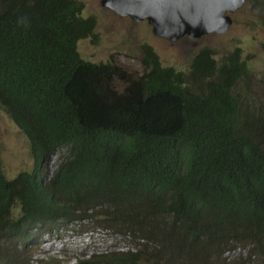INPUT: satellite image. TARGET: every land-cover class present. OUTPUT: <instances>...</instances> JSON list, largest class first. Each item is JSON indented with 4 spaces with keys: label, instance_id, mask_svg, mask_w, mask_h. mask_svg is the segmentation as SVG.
I'll use <instances>...</instances> for the list:
<instances>
[{
    "label": "trees",
    "instance_id": "16d2710c",
    "mask_svg": "<svg viewBox=\"0 0 264 264\" xmlns=\"http://www.w3.org/2000/svg\"><path fill=\"white\" fill-rule=\"evenodd\" d=\"M249 1L264 25V0ZM83 8L0 0V107L34 161L7 178L0 158V264H30L27 245L87 219L137 242L85 264H224L236 250L264 264V107L240 90V49L201 48L183 72L143 43L138 75L81 57L96 26Z\"/></svg>",
    "mask_w": 264,
    "mask_h": 264
},
{
    "label": "rangeland",
    "instance_id": "374dc122",
    "mask_svg": "<svg viewBox=\"0 0 264 264\" xmlns=\"http://www.w3.org/2000/svg\"><path fill=\"white\" fill-rule=\"evenodd\" d=\"M82 1V15L96 19L94 35L77 43L78 52L84 59L93 62L114 60L139 75L144 70L140 46L147 43L159 56L161 65L188 72L193 57L201 48H211L217 61L239 48L250 69L247 81L240 80V90L254 104L264 107V25L253 2L244 0L234 11L225 12L231 22L223 32L213 31L196 38L184 34L170 40L154 35L146 19L136 21L129 16L118 15L102 6L101 0ZM117 86L122 90L124 83L118 82ZM60 152L66 153V149H59L49 157L47 165L50 172L59 162ZM0 158L7 178H13L20 171H32L34 167L27 137L1 107ZM36 240L30 254L27 253L31 264H85L84 260L92 254L125 250L137 242L135 238L132 240L122 233L102 228L90 219L81 225L62 224ZM240 254L243 258L239 257ZM244 261L243 250L226 253L223 260L224 264H246Z\"/></svg>",
    "mask_w": 264,
    "mask_h": 264
},
{
    "label": "water",
    "instance_id": "95a60500",
    "mask_svg": "<svg viewBox=\"0 0 264 264\" xmlns=\"http://www.w3.org/2000/svg\"><path fill=\"white\" fill-rule=\"evenodd\" d=\"M244 0H101V5L136 21L146 19L154 35L175 39L184 34L196 38L223 32L229 15Z\"/></svg>",
    "mask_w": 264,
    "mask_h": 264
},
{
    "label": "clouds",
    "instance_id": "9594fccd",
    "mask_svg": "<svg viewBox=\"0 0 264 264\" xmlns=\"http://www.w3.org/2000/svg\"><path fill=\"white\" fill-rule=\"evenodd\" d=\"M146 21H147V20H146ZM45 234H47V233H45ZM43 235H44V234H43ZM35 243H36V242H35ZM35 243H34V244H35ZM32 246H33V244H32V245H27L28 249H30L29 251L26 252V260L28 261V263H30V260L27 259V253H28V255L30 254V251H31ZM27 247H26V248H27ZM30 264H31V263H30Z\"/></svg>",
    "mask_w": 264,
    "mask_h": 264
}]
</instances>
